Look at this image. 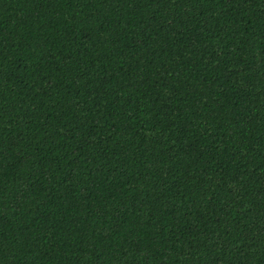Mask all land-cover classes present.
Here are the masks:
<instances>
[{"label": "trees", "instance_id": "obj_1", "mask_svg": "<svg viewBox=\"0 0 264 264\" xmlns=\"http://www.w3.org/2000/svg\"><path fill=\"white\" fill-rule=\"evenodd\" d=\"M0 264H264V0H0Z\"/></svg>", "mask_w": 264, "mask_h": 264}]
</instances>
